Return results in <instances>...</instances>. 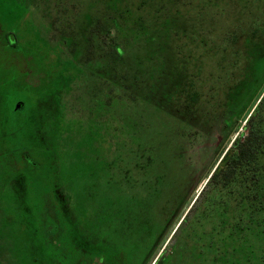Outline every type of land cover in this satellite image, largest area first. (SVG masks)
<instances>
[{"label":"rangeland","instance_id":"obj_1","mask_svg":"<svg viewBox=\"0 0 264 264\" xmlns=\"http://www.w3.org/2000/svg\"><path fill=\"white\" fill-rule=\"evenodd\" d=\"M263 96L264 0H0V264H39L22 151L69 264H264V176L209 182Z\"/></svg>","mask_w":264,"mask_h":264},{"label":"trees","instance_id":"obj_2","mask_svg":"<svg viewBox=\"0 0 264 264\" xmlns=\"http://www.w3.org/2000/svg\"><path fill=\"white\" fill-rule=\"evenodd\" d=\"M118 21L115 18L107 22L106 32L103 33L104 37L113 34L112 39L116 41L122 32ZM115 52L119 57L123 54L119 47ZM67 66H65L67 73L70 72V69L73 71L75 68L74 64H72V68L69 64ZM63 72L65 73V71ZM245 129L247 133L240 134L218 164L210 178L211 185L226 188L237 184L239 179L247 185L248 182L260 185L261 178L264 176V167L259 164V158L264 155V96L261 103L247 119ZM26 157L27 154L22 151L21 158L25 170L23 178L27 188L26 198L29 196V202L32 205L28 212L32 222L28 219V223L32 228L34 227L36 233V239L31 233L30 239L33 240L30 247L29 245L26 247L28 254L37 258L39 264H69L72 259H86L81 256L85 251L82 244L71 239L72 233L71 230H68L70 226L65 221L63 214L65 212L61 204L56 201L58 198L53 184L49 182L50 176L39 163L35 164ZM261 198H264V193L260 194L259 199ZM25 242L28 244L29 240ZM87 261L89 262L88 258ZM108 261L109 259L105 257L104 263L108 264ZM165 262L166 259L163 260V263ZM158 263L159 260L156 261V264Z\"/></svg>","mask_w":264,"mask_h":264}]
</instances>
